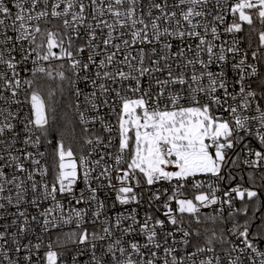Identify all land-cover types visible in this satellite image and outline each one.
<instances>
[{"label": "snow or ice", "instance_id": "snow-or-ice-1", "mask_svg": "<svg viewBox=\"0 0 264 264\" xmlns=\"http://www.w3.org/2000/svg\"><path fill=\"white\" fill-rule=\"evenodd\" d=\"M262 207L264 0H0V264H264Z\"/></svg>", "mask_w": 264, "mask_h": 264}, {"label": "trees", "instance_id": "trees-1", "mask_svg": "<svg viewBox=\"0 0 264 264\" xmlns=\"http://www.w3.org/2000/svg\"><path fill=\"white\" fill-rule=\"evenodd\" d=\"M257 43H258V37L253 36V47H255ZM246 45H247V42H246ZM41 83L44 85L45 95L47 94L49 86L52 88L56 87V82L42 80ZM69 97H70V92L68 91L67 86H65L63 99L61 100V103L57 105L56 119L50 122L51 135L49 139L52 140V144L48 148L49 153H52L53 149L55 148L56 142L62 137L65 139L66 143L71 140V136L69 135V133L71 132V129H69L66 132L64 128L63 117H64L65 112H67L68 117L73 121V124L75 125V135H76L77 142H79L80 137L82 135V130L79 125L78 118L75 116L72 109H69L67 107L69 103H74V97H72L71 99ZM57 99H61L59 91L57 92ZM77 146H78V143H77ZM251 215H252V210L250 209L249 216ZM256 216L264 218V207L260 208V211L256 213ZM260 223H261L260 219L255 220V222L252 225L253 232L259 231V229L257 228V225H259ZM193 227H196V225H193ZM199 227L201 228V230H203L205 227H212V225L211 224L200 225ZM260 246H264V244H261Z\"/></svg>", "mask_w": 264, "mask_h": 264}, {"label": "built area", "instance_id": "built-area-1", "mask_svg": "<svg viewBox=\"0 0 264 264\" xmlns=\"http://www.w3.org/2000/svg\"><path fill=\"white\" fill-rule=\"evenodd\" d=\"M229 19H230V18H229ZM244 46L247 47L246 42H245V45H244ZM80 87H81V88H84V85L81 84ZM88 90H89V89H87V88L85 89V91H88ZM74 100H75V98H74ZM81 100H82V97H81ZM15 107H16V106H12V109L15 110ZM99 127H100L99 124H96L95 126H93V129L96 130V129H99ZM101 195H103V193H102ZM140 211L143 212L144 209L141 208ZM204 211L207 212V211H209V209H205ZM155 214H156V215H159V213H155ZM10 220H11V217H8L6 220H0V224H3V223H10ZM68 230H69V228H68V227H65L64 231H68ZM258 246L261 248V250H264V246H260V245H258ZM161 255H163V253H161Z\"/></svg>", "mask_w": 264, "mask_h": 264}]
</instances>
